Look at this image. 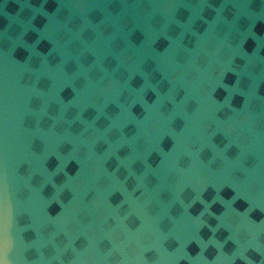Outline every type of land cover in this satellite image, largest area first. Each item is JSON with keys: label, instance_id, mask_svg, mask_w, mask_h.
<instances>
[{"label": "water", "instance_id": "obj_1", "mask_svg": "<svg viewBox=\"0 0 264 264\" xmlns=\"http://www.w3.org/2000/svg\"><path fill=\"white\" fill-rule=\"evenodd\" d=\"M0 264H264V0H0Z\"/></svg>", "mask_w": 264, "mask_h": 264}]
</instances>
